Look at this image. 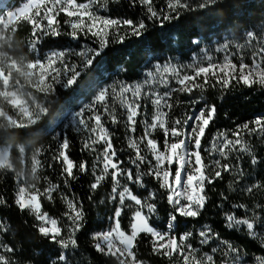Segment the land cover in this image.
Returning a JSON list of instances; mask_svg holds the SVG:
<instances>
[{
	"label": "snow or ice",
	"instance_id": "snow-or-ice-1",
	"mask_svg": "<svg viewBox=\"0 0 264 264\" xmlns=\"http://www.w3.org/2000/svg\"><path fill=\"white\" fill-rule=\"evenodd\" d=\"M107 2L108 0H87L85 3L78 0H26L15 10L0 13V31L9 29L16 31L17 25L21 22L31 25L32 39L29 41L31 51L36 50L41 36L61 35L60 21L57 19L60 14L66 17L64 23L69 29L66 35L71 39L79 40L82 36L85 38L91 36L98 43L96 48L83 46L80 50L67 52L60 50L50 53L44 61L40 59L27 61L26 75L35 78L32 82L35 83L38 92L47 96L55 91L56 85L71 87L81 75L80 67L86 69L92 66L95 58L101 56L112 41L123 43L129 35L142 37L147 31L146 20L163 26L165 22L180 19L184 12L206 9L217 4L218 0H200L195 8L190 0H166L165 8L159 11L154 6V0H130L132 6L139 5L145 10L146 20L141 19L138 22L99 15L94 6L104 7ZM110 29L114 31H109ZM256 40L257 35L248 31L245 44H224L215 49L216 53H223L222 58L202 50V55L193 57L192 62L188 64H156L154 70L145 73L142 81L134 84L117 81L107 88L100 89L90 104L84 105L76 112L73 121L76 131L87 133L82 151L95 154L90 192H95L106 179L110 178L112 183L109 199L116 205L108 230L93 233L91 236L97 253L114 257L117 264H142L137 259L134 249L135 242L144 234L150 237L152 252L158 256L171 260L174 255H178L183 264H216L213 254L220 251V248L213 247L211 254L205 252L200 256L198 255L200 249L190 243L196 237L202 246L208 245L213 239H219L210 227L205 225L198 231L189 230L180 234H177L176 230L181 226L182 219L195 220L201 215L207 202L206 185L222 179L223 173L233 171V165L224 162L229 160L232 153L236 154L237 159L240 158V154L246 153L251 156L252 165L259 163L252 153L251 145L241 134L264 138V117H256L237 125L235 131L230 134L218 132L211 141V147L203 148L208 154L206 162L202 155V139L206 129L215 119L217 108L214 104H204L198 111L173 118V109L177 103H182L174 101V96L179 93L191 97L197 90L203 92L217 85L226 90L233 83L249 88L253 85L264 88V39L259 44H253ZM231 47L235 48V52L229 50ZM246 47L251 48L252 52L250 64L245 61L243 54ZM67 56L79 57L81 64H69L65 59ZM234 58L239 60L238 64L234 62ZM0 81H2L0 88H3L0 95L8 94L7 90L11 86L10 74L0 69ZM14 103L26 117L28 126L36 125L48 112V108L36 99L35 109L19 97ZM147 103H150L152 108L150 119L147 111L142 112ZM192 103L200 101L194 98ZM117 104L123 121L117 114ZM85 112L91 115L85 118ZM103 117H107L113 125L123 122L126 130L124 150L129 153L128 166H125V161L120 158L114 147L112 133L105 126ZM138 125L143 129L139 136L136 135ZM158 131L163 134L162 147L157 139L153 138V133ZM229 135L235 139H230ZM69 146L68 139L64 138L52 156V160L61 165L60 175L65 186L77 179L74 169L81 174L88 171L86 162L76 164L70 159ZM42 152L43 149L40 148L33 156L34 171L40 166L41 162L37 157ZM7 153V149H0V169L4 167ZM145 165L147 171L144 170ZM238 174L243 176L242 171ZM146 176L155 180L159 189L163 190L171 209L163 231L150 223V218L157 212L156 192L149 191L141 198L132 189V185L146 188L144 181ZM261 187L262 185L256 182L244 191L252 193L254 189ZM58 191L59 185L51 182L43 191L36 186L30 189L25 185H18L14 203L21 212L27 210L29 215L33 216L36 221L33 227L39 237L64 250L57 252L55 258L48 264H71L66 250L70 247L77 248L76 234L84 226L85 213L81 202L69 198L64 193L60 194L67 208L64 215L69 221L67 235H64V229L58 220L44 212L41 204V197L53 201V193ZM4 204L6 200L0 198V205ZM126 207L132 210L128 232L123 230L120 222ZM233 207L242 208L245 213L249 212L248 207L243 204ZM256 207L261 208L260 205ZM225 219L228 228H245L249 237L259 240L261 246H264V235L256 230L257 223L264 221V216L252 210L251 216L243 218H238L234 213H225ZM7 231L8 228L0 222V233ZM220 244L224 246L223 264H243L239 248L226 240H220ZM15 251L14 247L0 241V264H16L11 258ZM255 264H264V256H256Z\"/></svg>",
	"mask_w": 264,
	"mask_h": 264
},
{
	"label": "trees",
	"instance_id": "trees-1",
	"mask_svg": "<svg viewBox=\"0 0 264 264\" xmlns=\"http://www.w3.org/2000/svg\"><path fill=\"white\" fill-rule=\"evenodd\" d=\"M26 0H8V10H15L17 6ZM85 3L87 0H78ZM193 8L200 0H190ZM166 0H154V6L159 11L165 8ZM104 17L117 20H133L138 22L146 20L145 10L139 6H132L130 0H108L106 6L100 7ZM60 21L61 35L58 37L41 36L35 51L29 48L31 25L21 22L16 31L9 29L2 31L3 41L1 52L9 59L27 63L36 59L45 60L49 53L55 51L80 50L81 47H98V43L92 37H81L79 40L71 39L66 33L68 26L64 23L66 17L63 14L57 17ZM147 31L142 37L127 36L123 43L112 41L101 56L96 57L94 64L88 68L80 67L81 75L71 87L55 86V91L49 95L38 92L16 79L11 81V86L18 93L26 95L31 107L35 109V99L48 108V112L33 126H8L0 122V148L11 147V169H0V198L6 200V204L0 205V222L8 228L6 233H0V241L15 248L11 258L16 264H48L55 258L57 252L64 251L59 246L39 237L33 225L36 223L28 211L21 212L14 203L18 185H25L31 174L33 156L41 148L43 152L37 157L40 166L34 173V184L43 191L49 182L59 185V191L53 193V201L41 197L42 210L52 218L58 220L67 235L69 221L64 213L66 205L61 200V193L69 198H74L82 203L85 213L84 226L76 234L77 248L67 249V255L71 264H117L114 257H106L97 253L94 249L93 233L106 231L111 226L110 218L113 216L115 204L110 201L111 180L106 179L95 192H90L89 185L93 180L91 175L95 157L88 151H82L84 136L70 128L60 126L61 119L70 112H75L84 104L91 103L93 97L102 88L123 81L134 84L144 79L145 73L154 70V65L176 63L184 65L192 62L194 56L199 55L203 49H214L224 44H245L246 33L252 31L257 35L253 44H259L264 39V0H218L217 4L206 9H196L184 12L178 20L165 22L163 26L158 23L147 21ZM123 32V28L121 29ZM111 40V37H110ZM235 52V48L231 47ZM245 61L251 63V48L246 47L243 51ZM69 64L80 65L79 57L67 56ZM235 60V59H234ZM236 63L239 60L236 59ZM3 90V88H0ZM163 91V89H161ZM35 98V99H34ZM200 103L193 104V99ZM174 101L177 103L172 112V117H183L185 113L191 114L198 111L204 104H214L217 108L215 119L206 129L202 139V155L208 162V154L203 148L211 147V141L218 132L235 131L237 125H242L256 117H264V88L259 85L245 87L242 84L233 83L228 89L222 90L218 85L209 87L205 91H195L191 97L175 94ZM111 104V98H109ZM0 109L7 115L15 117L12 109L0 102ZM143 111V109H142ZM150 119L152 110H146ZM102 112V109H101ZM117 114L123 121L121 110L117 104ZM105 126L112 133L114 147L121 159L127 165L129 153L125 151L126 130L123 122L113 125L107 117H103ZM142 126H137L136 135L142 134ZM252 148L253 155L259 163L251 164V156L246 153L240 154L237 159L232 153L226 163L233 165L231 173L225 172L223 178L215 180L211 185H206L205 194L207 202L201 215L195 219H182L181 226L176 230L177 234L184 231H198L207 225L219 239H213L208 245H200L199 238H193L190 243L199 248L198 255L207 252L211 254L213 247L220 251L213 254L216 264H223L224 246L220 240H226L240 249L243 264H255L256 256H264V246L257 239L248 236L245 228H228L225 213H234L238 218L251 216L252 210L258 215L264 216V138L241 134ZM64 138L69 141L68 155L76 164L84 161L88 171L81 174L75 170L77 179L64 185L60 175L61 165L52 160L59 142ZM230 139H235L229 135ZM160 146L163 145V134L156 138ZM21 149L26 152L25 160L21 155ZM217 158H219L217 156ZM135 169L133 168V171ZM147 171V165L144 166ZM242 171L243 176L238 173ZM24 179V181H23ZM146 188H138L132 185L134 193L143 198L149 191L156 192L157 212L150 218V223L165 230L168 213L171 211L166 202L163 190L151 177H144ZM259 182L262 187L254 189L252 193L244 191L253 183ZM91 196V199L89 197ZM226 197V199L224 198ZM246 205L249 212L245 213L242 208H234L233 205ZM260 205L261 208L256 206ZM146 212V209H145ZM132 210L124 209L120 222L123 230L128 232L129 220ZM257 232L264 235V221L257 223ZM137 259L142 264H183L177 255L171 260L167 257L158 256L152 252L150 237L141 234L135 242Z\"/></svg>",
	"mask_w": 264,
	"mask_h": 264
},
{
	"label": "rangeland",
	"instance_id": "rangeland-1",
	"mask_svg": "<svg viewBox=\"0 0 264 264\" xmlns=\"http://www.w3.org/2000/svg\"><path fill=\"white\" fill-rule=\"evenodd\" d=\"M7 1L8 0H0V12H2V11L4 12V10H6L5 8H6V2ZM94 7H95V10L97 11V13L99 15L103 16L101 14V12H100V7L98 5L97 6H94ZM109 31H114V30L110 29ZM2 41H3V34H2V31H0V69H2L5 73H9L10 74V81H13L14 79H16L18 83L24 84V85H26V86L34 89V90H37L35 83L32 82L35 78H29L26 75V73L28 72V69L25 67V64L26 63H24V62L19 63V62L13 61V60L7 58L1 52V44H2ZM215 49L216 48H214V49L205 48L203 50L208 51L210 54L216 56L217 58H222L223 53H216L215 52ZM229 50L231 51V48ZM201 55H202V52L199 55L194 56V57H199ZM235 61H236V59L234 60V62ZM171 64L176 65V63H174V62L171 63ZM0 83H2V81H0ZM18 90H20V88H18ZM18 90H14L12 88H8V90H7L8 94L0 95V102L1 103H4V104H7L12 109V111L14 112V115H15V117H11V116L5 114L0 109V122H5L8 126H22V125H27V119H26V117L20 111L19 107L16 106V104L14 103V100L17 97H19L20 99L24 100L27 105L31 106V104L28 102V100L26 98V95L23 94V93H18L17 92ZM0 92H3V90H0ZM11 93H15L16 95L15 96H12ZM84 105H86V104H84ZM84 105H82L78 111H80L84 107ZM142 109H143V111H146V110H150L151 111L152 110L150 103H147L145 105V107L142 108ZM78 111L67 113L61 119L60 126L63 127V128H70L73 131L82 134L84 136V139H85L86 136H87V133H85L83 131H80V132L76 131V125L73 123L74 118H75V114ZM88 115H91V113L85 112V118ZM160 133H162V132H159L158 131L156 133H153V138H156V136L159 135ZM0 149H7L8 150L7 160L4 163L3 169H11V162H10L11 147L0 148ZM91 154L95 157V154H93V153H91ZM21 155H22L23 160H25L26 152L24 150L21 151ZM173 171H174V166H173ZM30 172H31V174L29 175V178H28L29 180L25 182V186H27L28 188L31 189L32 187L35 186V184H34V173L36 171H34V166H31V171ZM23 181H24V179H23ZM21 186H23V184Z\"/></svg>",
	"mask_w": 264,
	"mask_h": 264
}]
</instances>
